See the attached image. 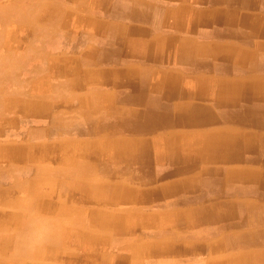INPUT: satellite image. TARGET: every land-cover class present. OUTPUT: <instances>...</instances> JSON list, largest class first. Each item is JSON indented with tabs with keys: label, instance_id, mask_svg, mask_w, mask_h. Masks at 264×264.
<instances>
[{
	"label": "bare ground",
	"instance_id": "obj_1",
	"mask_svg": "<svg viewBox=\"0 0 264 264\" xmlns=\"http://www.w3.org/2000/svg\"><path fill=\"white\" fill-rule=\"evenodd\" d=\"M194 1L198 3L207 2V0ZM230 1L231 3L233 1L235 5L239 3L249 6L256 4V0ZM101 6L102 5L95 6L97 9H95V7H92L93 9L90 8L88 14L93 10L95 12L99 11ZM130 7L131 11L126 15L127 17H130L131 20L142 18L147 19V17L151 18L149 15L136 13L135 4L132 5L130 3ZM181 8L183 9L184 14L189 15V18L191 19L198 14L197 11L184 6L180 7V10H177L176 6L167 9L162 25H164L168 31H174L175 29L180 31V28L183 25ZM239 9V7H235L234 12L228 19L212 14L206 16L203 15L199 19L205 17L206 19L204 20H206L207 23H222L225 24L226 28L227 26H231L229 27L231 29H223L221 31L223 34H237L240 37H244L245 40L248 39V35L260 37L264 30V23H262V19L259 18L262 16L245 14L240 18V15L238 14ZM87 15L84 17H79L77 15L75 18L73 10H68L67 8L64 10L60 9L58 12L56 9L50 10L47 15V20L52 26L46 31V36L51 37L55 35L56 31L59 29L70 28L79 35L80 31L84 29V27H87L89 29V33H87V35L90 36L89 39H93L95 34H98L100 35L102 43L105 44V47L108 44L115 45L116 42L118 43V38L114 31L110 30L108 31L109 33L106 32V29H104L105 27L101 26V22H98V25L93 27L96 24L93 23V21H90L91 18H86ZM169 16L172 17L171 20H168ZM23 18L26 21L29 20L26 14H23ZM151 20L158 22L159 17L155 18L153 16ZM30 23H32L31 20ZM33 23H35L34 20ZM190 25L192 27L196 26L195 23ZM192 27L186 29L184 32L191 33ZM238 28L242 29L238 31ZM71 33L69 34L66 32L63 37L70 38L72 37ZM185 43H190V45H185ZM74 45L75 44L72 45V48L74 49L80 47V45ZM165 46L173 47V50L169 51L166 55L163 52ZM190 47L192 49H189L190 51L187 52ZM82 48L83 51H86L84 47ZM108 49H110V51L106 57H104L105 61L113 59L114 56H116V58L120 57L119 55L121 52L113 55L114 49ZM144 49L148 51V55L144 54ZM125 51L126 54H124L126 56H124V58L127 62H129V60L133 61L140 59V57H148L147 60L152 61L154 64H158L164 60L171 61L175 59L185 62L188 66L195 68H203L205 64L199 62L194 65L192 58H196L199 53L210 54L213 61L220 64L219 66L223 72L232 71L241 76H238L237 79H230L223 77L215 78L213 75L207 78L193 77L189 75L188 79L191 80V84L194 86V90L191 93L192 95H189L187 94V90L171 84L172 82L169 81L168 75H166L165 72H162L161 75L157 74L158 77L153 76L150 72L147 75L138 73V77L141 76L139 79L137 78V75L133 73V77L138 80L134 82L132 81L133 79L129 78L128 73H126L127 70L125 72L122 71L124 76L120 72L118 74L119 78L126 86H129V90L123 91V93L119 95L120 98L118 101L123 104L136 102L146 106L140 108L138 111L125 110L123 108H118L117 105H113L116 102L115 97L113 100L101 97L100 95L94 98H89L84 96V94L77 93L76 96H78L79 102L76 109L63 115L58 113L53 119V124H59L64 128L66 134L64 141L62 140L64 144L71 145L72 143L79 142L80 138H73V136H82L79 153L77 150L69 152L67 156L68 158H66L67 161L58 166V172H68L71 174V183L80 186L81 190L86 194V200L90 202H93L96 199L94 188L103 186L99 180H93L95 172L98 171L100 175L107 174L111 176L115 181L107 186L108 189L111 190L108 201L111 204L110 206L116 205L119 209L104 210L96 208L82 213L74 205L65 207L60 204L61 207L55 210H52L53 208L49 210L48 207L44 206L48 202H43V191L40 193V196L37 195L38 192L34 193L29 210H26V207L23 208L15 204L11 205L8 211L4 210V214L0 215V238L3 241L9 240L5 236L9 237L10 234H13L12 238L15 244V252H18L17 254L15 253V258L8 260V263L5 261V264H44V262L39 261L41 254H48L53 258H56L65 252H68L67 256H64L65 258L63 262L57 261L58 264H78L77 258L79 259L81 256L80 252H82V248H86L90 252H99V256L104 257V251L112 242L114 244L116 243V245L118 244L122 246L123 249H127L130 252L142 249L143 244L145 243V247L148 249V255L150 253L159 254V259L155 260L156 264H164V255L174 251L173 246L168 244V242H165L164 238H167V235H169L168 232L174 231V228L179 226V224L175 221H171V218L167 220V217H170L171 214L157 216L156 214L149 213L145 209V205H155L154 208L157 209L162 205L165 197H173L176 193L179 195L167 199L164 201V204L170 206L171 204L176 203L204 200V198H206V193L212 192V189L218 191L219 195H224L223 193L229 192L232 194V197L246 193L249 190H251V192H260L264 190L263 169L252 165L242 166L236 163L240 159L241 153H243L245 147L252 148L261 158L264 157V134L263 136H251V134L247 133L248 130H238L237 128H233L235 126H228L224 123L228 120L239 122V117L244 114L245 108L250 106L253 109H258L257 112L253 114L254 121L259 125L264 126V76L261 77L258 76L261 74L253 73L254 71H257L258 68L263 67L260 63L261 60L258 61L257 58H261L262 61H264V42L256 40L255 45L252 47H238L237 45H233L231 47L223 48L219 46L216 49H213V51H209L206 46L195 49L191 46V42H188V40H182L181 43L178 41L176 35H169L167 38L163 39L161 43H155L149 48H146L144 44L129 43L127 44ZM96 54L89 55L83 53L82 57L84 58L80 61L84 64L81 65L77 72L69 69L66 65H49L48 67L51 71V76L49 77V85L47 89L36 90L38 93H36L37 97L34 96L35 99L32 97L27 98L29 92L28 96L25 98L26 100L29 99L28 101L31 102L30 107H28L29 111L32 112L31 114L44 115L49 108H52L54 103L58 102V100H56L53 104L51 103L56 99L54 97L57 96L58 91L65 90L67 93H73L76 92L77 88V92H79V89L85 88V85L87 84H89V86L92 85L93 87V85L96 84L95 82H97L94 77L98 76V70L90 68L97 67L98 63L96 61ZM257 62H259V64ZM13 71L14 70L11 68L10 70L7 69V72L0 71V98L4 93V85H6L4 83L9 80H17ZM111 72L113 73V71ZM111 72L109 71L107 73L111 74ZM248 73L251 75H246ZM86 74L88 82H86ZM57 76L60 77V79H58ZM149 76L152 77L153 81L149 82ZM207 79H211V84L207 85ZM115 81L117 83V80ZM24 84L26 85V83ZM102 84H104L103 87L110 86L107 80ZM96 88L98 89V87ZM161 90H164V101H161L159 96L156 95L158 94L157 92H161ZM208 90H210V92H208ZM97 91L98 90H96V92ZM25 95L26 93L20 96L24 97ZM47 96L51 97L53 100L49 102ZM186 96H195L203 102H200V104L192 103L188 105H184V103L180 102H169L175 97L181 98ZM206 101H209V104ZM8 103L7 106L6 100L4 103L0 102L1 113L8 111L10 101ZM157 104L162 105L160 109H156ZM216 108L217 111H215ZM209 123H212V126L216 123H223L225 125H215L216 127L183 131L184 128H191L192 126L200 127L201 125ZM176 127H181L182 129L178 130ZM49 131L50 128H48V132ZM134 132L148 134L156 133V135L149 139L143 140L141 138L142 141L138 142L134 137L129 136V134ZM99 133H104L105 135L100 136ZM4 140L6 141V139ZM8 141H10V139ZM148 149L153 150L155 154L154 160L157 159V162H160V164H162L163 161L171 162L172 164H178L179 161H190L194 167H199L201 165L203 172L201 171L198 177L184 176L177 180L166 181L161 185H157L159 188H141L138 184L142 182L139 179V177H141L142 168L144 167L142 158L147 156L146 153ZM76 155L78 156L77 158H75ZM39 161V159L30 155L28 147L22 146L16 148L8 146L7 144H0V170H2V172H9L20 165L22 167L27 165H38ZM229 162L231 165H226V163ZM44 166V163H41L40 166L38 165L39 170L37 172L38 175L36 176L47 182L44 176L46 174ZM205 173L207 175L204 176ZM121 177L122 179L130 178V180L127 181L128 183L116 181ZM131 179L139 180L140 183H133ZM200 179H204V181H202L203 188L198 192L196 190L197 188H194L193 185ZM34 183V180L28 182L30 186H34ZM226 198L227 201L213 202L208 205V208H197V211L204 215L201 218L199 215L197 216L196 214L194 215V213H191L189 215L191 228L193 229L196 227V229L200 231V234L206 236L208 233H211V231H215L216 233L222 231V229L226 227H240L249 222H251L250 225H252L253 222L258 223L259 225H264V213L262 208H258V205L255 202L244 199ZM27 216H29V219ZM31 216L34 217V219H32ZM48 216L49 219H46ZM38 217L40 219H35ZM200 221L207 223L205 228L200 229L201 226L199 228H197L198 225L195 226L196 222L201 224ZM13 223H15V225L18 224L16 230H11L9 226L7 227L8 224L11 225ZM137 224L150 230V234L152 233V235L156 237L154 238V242L153 240L150 242L145 240L147 239L145 237V239H137L140 238L139 236L136 237L134 243L125 245L121 244L120 241L123 238L122 235L130 233H135L136 235L139 233L137 230ZM164 224H167L166 226L169 229L167 232L162 229V226H165ZM36 229L45 230L50 239L60 242L63 245L57 246V244H47L43 238H41V241L43 240L44 244L36 247L34 245L31 246L23 243L24 240L22 236L26 235V238L28 239L31 237L33 238V233ZM99 232L102 235L98 236ZM73 234L79 242L78 249H72L68 243V235L72 236ZM221 234L222 235L218 239L214 238V240L211 241V245L210 242L207 244L208 250L212 252L214 251V253L209 256L205 264H264V250H260L253 254L250 253L251 255L245 253L242 249H240L241 252L238 253H236V250L234 254L221 251L222 248L229 249L232 247H240L249 243L260 244L264 241V230L248 229L244 231L238 230L236 232H224ZM170 236L172 237V234ZM39 240L36 238L33 241ZM7 243L8 242L5 241V244ZM257 247L258 246H256V248ZM204 248L206 247H202V249ZM20 251H23L21 255L19 254ZM174 253L177 254L178 252L175 251ZM144 256V254L138 251L135 258H137L138 261H142ZM173 258L174 259L171 258V260H175V263L178 264V258ZM151 264L153 263L151 262Z\"/></svg>",
	"mask_w": 264,
	"mask_h": 264
},
{
	"label": "rangeland",
	"instance_id": "obj_2",
	"mask_svg": "<svg viewBox=\"0 0 264 264\" xmlns=\"http://www.w3.org/2000/svg\"><path fill=\"white\" fill-rule=\"evenodd\" d=\"M66 1L67 0H44V1L43 0H0V71L7 72V69L10 70L11 68L14 70L13 72L17 79L15 81L9 80L4 83L6 84L4 85L5 87L4 93L2 94L1 97L2 99L0 98V102L2 103H4L6 100L7 106L9 104L8 102L10 101V107L8 111H5L3 113L0 112V144L3 143V144H7L8 146L16 147V148L22 146L28 147L30 155L40 160L38 165L40 166L41 163L45 164L44 167L46 170L45 171L46 174L44 176L45 179L47 180L46 182L45 180H41L38 176H36L38 175L37 172L39 170L37 164L27 165L23 167L21 165L19 166L18 164L19 167L17 168L20 167L22 168L20 169L14 168L9 172H2V170H0V173L1 174L3 173L2 175L0 174V179H2L0 180V215L4 214L3 213L4 210L8 211V209H10V206L15 204L23 208L26 207V210H29L34 193L38 192L37 195L40 196V193H42V191H43L42 195H44L43 202L45 201L48 202L44 206L48 207L49 210L52 208H53L52 210H55L61 207L60 204H62L65 207L74 205L82 213H85L87 210L96 209V208L104 209V210L119 209L118 206L116 205L110 206L111 204L108 201L109 196L111 194V190L108 189L107 186L112 184L113 181H115L111 176L107 174H104L102 176L97 174L98 176L97 175L93 176L94 177L93 180L95 181L99 180L103 186L94 188V193H96V199L93 202H90L86 200L85 198L86 194H84L85 192L81 190L80 186L71 183L72 181L71 174H69L68 172H61V173L58 172V166L64 164V162L67 161L66 158H68L67 156L69 152H73L74 150H77V152L79 153L81 148L80 141H82V136L72 135L73 138L79 137L80 141L78 139L79 142H75L74 144L73 143L71 145L64 144L63 141L66 135L64 132V128L59 124H53V119L54 116L58 113L63 115L66 114L67 112H71L76 109L79 102L78 96H76V92L78 91V88L76 89V92H73L75 93L74 95L73 94L71 95V93H67L65 90L58 91L57 96L59 98L55 96L54 98L56 99H54V101H52L53 99L51 97L47 96L48 97L47 100L49 102L52 101L51 102L52 104L53 102H56V100H58V102L54 103L52 108H49L47 112L44 113V115L31 114L32 112H30L28 109V107H30L31 102L28 101L29 99L28 100L25 99L28 96V92H29V96L27 98L29 97L34 98V96H36V93H38L36 92V90L47 89L49 85V77L51 76V71L48 67L49 65H59V64L66 65L69 69L75 72H77V70H79L80 68L78 61L80 57V50H79L80 47L76 49L72 48L73 44H75L74 46L80 45V39L78 34H76L70 28V29H59L56 31L55 35L51 37L46 36V31L52 26L51 23H48L47 20L48 18L47 15L49 11L56 9L58 12L60 9L64 10L66 8H71L72 7L70 4L71 2L79 3V0H74V1L69 0L65 4ZM23 14H26L29 20L27 21L24 20ZM30 20L32 21V23H30ZM33 20L35 23H33ZM110 21L107 24H111ZM66 32H68L69 34L71 33L72 37L64 38L63 36H65ZM248 36H247L248 39L245 40L246 43L254 46L256 42L255 36L254 37L251 35ZM251 38L255 39L254 44H251L249 42L251 40H254ZM87 41L90 40L87 39ZM185 45H190V43H185ZM203 46L205 45L202 46L199 45V47H203ZM58 79H60V77H58ZM24 83H26V85ZM25 93L26 95L24 97L20 96ZM257 110L258 109H253L250 106L246 107L244 114L239 117L240 118L239 122L235 120H228L224 123L227 124L230 122H236L242 125H247V124L259 125L253 119L254 118L253 114H255ZM48 128H50V131L52 133L50 131L48 132ZM243 128L251 131H259V132L264 131L263 128H257L253 126H245ZM238 130L246 131L241 128H239ZM247 133L254 134L255 136H259V134L256 132L252 133L247 131ZM99 135L102 136L103 133H99ZM4 139H6V141ZM9 139L10 141H8ZM77 157L78 156L76 155L75 158ZM245 159L254 160V161L262 160L264 163V157L261 158L259 154L250 147L248 148L245 147L243 149V153H241L238 162L245 161ZM142 161L144 167L142 168L141 177H139V179L140 181H142L141 183L145 184V182H150L151 178L149 176L146 177L143 174V171L147 168L148 164L152 163V161L148 160L146 157H143ZM155 161L157 165L160 164V162H157V159ZM229 164L230 162L226 163V165ZM154 166L155 165L153 164L151 167H148L146 170L147 173L152 174L153 171L155 170ZM159 166H161V164ZM188 167L189 168L193 167L190 161H185V162L179 161L178 164H172L171 162H167V169H162L161 171L158 170L160 173L159 176L166 178L175 174H181ZM121 178L116 181L123 182L124 180L122 181ZM30 180L31 181L34 180L35 182L34 186H30V184H28V182H31ZM126 180H130V178H126ZM131 181L133 183H140L139 180H135V179H131ZM125 183L128 182L126 181ZM212 193L213 191L206 193V198H204V200L209 201L208 198L210 197L214 199L213 200L210 198L212 200L211 203L227 201L226 197L235 198L239 200H243V199L250 200L252 202H255L258 205V208H262V211L264 213V190L260 192L257 191L251 192V190H249L248 192L243 193L241 195H235V197H232V194L229 192L223 193L224 195H219V192L214 190V194ZM178 195L179 194L176 193V195H174L173 197H176ZM173 197H165L163 199L162 205L168 206L167 204H164L165 203L164 201ZM166 203H170V202H166ZM182 203L171 204L170 206L172 205L176 206ZM198 204L199 206H202L201 205L202 202H198ZM154 206L155 205H153V207ZM145 209L148 212L151 211L150 210L151 208H145ZM166 209H170L169 211L176 212L178 215L181 214L179 215L181 216L180 219L181 221H185L184 218L187 216V214L188 215L190 214L188 213L189 211L185 214H183V212L181 213L180 211L184 210L181 205L177 207H169ZM185 211H187V209H185ZM199 214H200V218L204 216L201 213ZM27 217L29 219V216ZM32 219H34V217H32ZM35 219H40V218L38 217ZM46 219H49V216ZM250 223L251 222L245 223L244 227H241V229L246 230L248 227L251 230H264L263 224L259 225L258 223L253 222L252 225H250ZM14 225L15 223L11 225L8 224L7 227L9 226L11 230H16L18 228V224H16L15 226ZM137 225H138L137 230L140 234L137 233L135 235V233L134 234L130 233V234L122 235L123 238L120 241L121 244L125 245L129 243H134L136 237L139 236L140 238L137 239H141L145 237L147 238V239L144 238L145 240H148L149 242L153 240L154 242V236L152 235V233L150 234L149 229L143 227L142 225L139 224ZM202 226H204V224H202ZM182 227L183 230L180 229L181 232L177 231L176 234H173L174 236L172 238L168 240L165 239V242H168V244H171V246H173L174 251L167 253L163 257L164 264H177L175 263V260H171V258L174 259L173 257L178 258V262H179L178 264H205L209 256H211L214 253L208 250L207 244L210 242L211 245V241L214 240V238L218 239L222 235L221 233L228 231L234 232L236 230V228H233L232 230V228L226 227L222 229V231L220 232L215 233V231H211V233H208L205 237H203L201 234H196L195 232L192 233L188 231L186 226H182ZM227 228L229 229L227 230ZM10 235L9 237L5 236L9 240L3 241L0 238V264L3 263L5 264L8 260H12L13 258L16 257V254L18 253L15 252L16 251L14 246L15 244L12 238L13 234ZM100 235L102 234L99 232L98 236ZM209 236L211 237L207 238ZM68 237H69L68 243L71 246V248L78 249L79 242L74 236V234L72 236L68 235ZM22 238L24 240L23 243H26L31 246L34 245L35 247L44 244L43 240L46 241L47 244H57V246L63 245L60 242L50 239L46 231L40 229L38 230L36 229L34 231L33 238L31 237L30 239H28L26 238V235L22 236ZM36 238L40 240L33 241ZM41 238H43L42 241ZM5 241L8 243L5 244ZM145 246L146 245L144 243L142 249H138L135 252H130L127 249L126 250L123 249L122 246L118 244L116 245V243L114 244L112 242L111 245L109 244L108 248L104 251V257H100L99 252H90L88 249L82 248V252H80L81 256L79 257V259L77 258V263L78 264H151L152 262L153 264H156L155 260L159 259L158 257L159 254L150 253L148 255V249ZM256 246L258 247L256 248ZM202 247H206V248L202 249ZM238 249H242L246 252H249V254L250 253L253 254L257 250L259 251L261 249L262 250L264 249V241L261 242L260 244L249 243L247 245H243L240 248L235 247L232 248L231 251L232 250L235 251ZM138 251L145 255L142 261L140 260L138 261V259L135 258L137 256ZM175 251H177L178 253L175 254L174 253ZM221 251L225 252L227 250L226 249L224 250V248H222ZM21 253H23V251L19 252L20 255ZM67 254L68 252L62 253L61 256L59 255L56 258H53L48 254H41L40 255L41 259L39 258V261L44 262V264H58L57 261L63 262L65 258L64 256H67Z\"/></svg>",
	"mask_w": 264,
	"mask_h": 264
},
{
	"label": "crops",
	"instance_id": "obj_3",
	"mask_svg": "<svg viewBox=\"0 0 264 264\" xmlns=\"http://www.w3.org/2000/svg\"><path fill=\"white\" fill-rule=\"evenodd\" d=\"M68 1L69 0H67L65 2V4ZM71 1H74V0H71ZM224 1L223 0H207V2L205 1L202 3H198L194 0H90V2H89V0H79V3H72L71 2L70 4L72 7L67 8V9L73 10L75 18L77 15L79 17H81V16L84 17L88 14L90 8H92V7L94 8L95 6L102 5L101 8L99 9V11L95 12L93 10L91 13H89L90 15L89 14L87 15L86 18H91L90 21H93V23L96 24L93 27H96L98 25V22H101L102 23L101 26L105 27L104 29H106L105 30L106 32L112 30V31H114V33L116 34V36L118 38V43L117 42L115 43L116 46L108 44L109 46L106 45V47H105V44H103L101 41L100 35L95 34V37L93 39H89L90 36L87 35V33H89V31H88L89 29L87 27H84V29H82L80 31L79 38H80V51L81 52H80V57L78 60L79 65L81 67V65L84 64L83 62L80 61L84 58V57H82L83 53L84 54L86 53L89 55H94L97 53L96 54V61L98 63L97 67H92L90 69H97L98 70V76L94 77L97 80V82H95L96 84H94L93 87H92V85L89 86V84H87V85H85V88L79 89L80 91L76 92V95H77V93L84 94V96L89 97V98H94V97H97L98 95H100L101 97L110 98L112 100L115 97L116 102H115V104L112 103L113 105H115V106L117 105L118 108H123L125 110L138 111L140 108H144L146 106L144 104H138L136 102H128L126 104H123V103L118 101V99L120 98L119 95L122 94L123 91L129 90V88H128L129 86H126L121 81V79L119 78L118 74L120 72L122 73V71L125 72L127 70L126 73H128L129 78L133 79L132 81H134V82L138 81L137 78L138 79L141 78V76L138 77V73H142L144 75H147L150 72L153 74V76L158 77L157 74L161 75L162 72H165V74L168 75L169 81L172 82L171 84L176 85L178 88L187 90V92H188L187 94H189V95H192L191 93L194 90V86H193V84H191L192 83L191 80L188 79L189 75L193 76V77H206V78L213 75L215 78L216 77H223V78L237 79L238 76L239 77L241 76L240 74L234 73L232 71L223 72L219 66L220 64L217 62H214L212 59V56H210V54H200L199 53V55L196 56V58H192L194 65L199 63V62L204 63L205 65L203 68L191 67V66H188V64L185 62L178 61L175 59L171 60V61H165L164 60L162 62H159L158 64L157 63L154 64L152 61L147 60L148 57H144V58L140 57L141 60L140 59H136L133 61L129 60V62H127L124 58V56H126L125 50L127 48V44L133 42V43H137L140 45L144 44L146 48H149L151 45H153L155 43H161L163 41V39L167 38L169 35H174V36L176 35L178 41L181 43H182V40H184V41L188 40V42H191V46L195 49H197L199 47V45H201V46L205 45L206 47H208L209 51H211V50L213 51V49H216L219 46L223 47V48L231 47L233 45H237L238 47H243V46L244 47H246V46L252 47V45L245 43L244 37H240L237 34H231V35L223 34L221 32L223 29L227 30V28H229L231 26H229V27L227 26V28H226L225 24L211 23V22L207 23L206 20H204V19H206L205 17L203 19H199V18L202 17L203 15L206 16V15L212 14V15H219L224 19H228L229 17H231V14L234 12V8L239 7L240 9L238 10V14L240 15V18L243 17V15H245V14L246 15H254V16H262L259 18H261L263 21L262 23H264V0H256V4L251 5V6L245 5L242 3L235 5L233 3V1L231 3L230 0H224ZM229 2H230V4H229ZM130 3L132 5L135 4L136 13H139L141 15H149L151 18H153V16L155 18L159 17V21L155 22V20H151V18H148V17H147V19L142 18V19L131 20L130 17H127V15H126L129 11H131L130 10L131 9ZM184 4H186V5H184ZM126 5L129 8H127ZM174 6L177 7V10H180V7L184 6V7H189L190 9L198 12V14L195 17H193V19H191V18H189V15L184 14L183 9L181 8V10H182V13H181L182 14V21H183L182 24L183 25L180 28V31H182V32L177 31L176 29L174 31H168L167 28H165V26L162 25L164 22V19H165V15L167 13L166 12L167 9L174 7ZM109 7H110V9H109ZM95 9H97V8L95 7ZM160 10H161V12H160ZM78 11H80V12H78ZM106 18H109V19H106ZM168 18H169L168 20H171L172 17L169 16ZM109 21L111 22V24H107ZM256 21H257V19H256ZM193 23H195L196 26L192 27L190 25ZM190 27H192L191 34L185 33L184 31H186V29H189ZM237 27H241V26H237ZM263 28H264V25H263ZM229 29H231V28H229ZM241 29L242 28H238V31ZM179 36H182L183 38L179 37ZM87 39H89L90 41H87ZM251 39H254V38H251ZM255 39L261 40L262 42H264V30H263V34L260 37H255ZM255 39L251 40L249 42L251 44H254ZM89 46H90V48H89ZM82 47H84V49L86 51H83ZM108 48L114 49L113 55H116V53L121 52L119 55L120 57L116 58V56H114L113 59H108L105 61L104 57H106V55L110 51V49H108ZM189 49H192V48L191 47L188 48L187 52L190 51ZM145 50L146 49L143 50L144 54L148 55L149 54L148 51L147 50L145 51ZM172 50H173V47H166L165 46V49L163 50V52L166 55L169 51H172ZM98 51H99V53H98ZM101 55L103 56V58ZM257 55H258V53H257ZM159 57H157V58H159ZM121 58H123V59H121ZM142 59H144V60H142ZM257 60L258 61L261 60L260 63H261V65H263V67L258 68L257 71H254L253 73L254 74H261L258 76L263 77L264 76V74H263L264 73V61H262L261 58H257ZM100 63H102V64H100ZM257 63L259 64V62H257ZM109 71L110 72L113 71V73L111 72V74H108L107 72H109ZM133 73H135L137 75V78L133 77V75H134ZM122 74L124 76V73H122ZM246 75H251V74L248 73ZM86 76H87V74L85 75V78H86ZM104 79L108 81V83L110 85L109 87L108 86L103 87L104 84H102V83L105 81ZM115 80H117V83ZM207 80H208V82L205 81L207 83V85L211 84L210 83L211 79H207ZM151 81H153V79L151 76H149V82H151ZM156 81H157V79H156ZM86 82H88L87 78H86ZM86 86H87V88H86ZM96 87H98V89ZM93 88H95V89H93ZM90 90H91V92H90ZM96 90H98L99 92L98 91L96 92ZM108 90H110V91H108ZM85 91H86V93H85ZM93 91H95V92H93ZM208 92H210V90H208ZM157 93L158 94H156V95L159 96L160 100L164 101V99H163L164 90H161V92H157ZM72 94H75V93H71V95ZM169 102H171V103L180 102V103H184V105H188V104H192V103L193 104H200V102H203V101L199 100L195 96H189V97L186 96V97H181V98L175 97L172 100H170ZM206 102L209 104V101H206ZM156 106H157L156 109H160L162 105L157 104ZM215 111H217V108L215 109ZM212 125H213L212 123H209L206 125H201L200 127L192 126V128H186V129L184 128L183 131H189L191 129L216 127V126L225 125V124L216 123L215 124L216 126L215 125L212 126ZM226 125H230L232 127L235 126L233 128H238V129L241 128L243 130H246L243 128L245 126H253V127L264 129V126H261V125H254V124L242 125V124L236 123V122H230V123H227ZM176 129L180 130L182 128L176 127ZM248 132H252V133L256 132L262 136L264 134V131L259 132V131L248 130ZM134 133L129 134V136L134 137L136 139V141H138V142L142 141L141 138L144 140V139H149L152 136L156 135V133H150V134L143 133V132L142 133L136 132L135 134ZM103 135H105V134L103 133ZM251 136H255V135L251 134ZM146 155L148 156V157L146 156V158L150 159L152 161V163L148 164L147 168L151 167L154 164L155 170L153 171L152 174L147 173V171H146L147 168L143 171V174L146 177L149 176L151 179H150V182H145V184L144 183L138 184V186L141 188L142 187L159 188L157 185H161L162 183L169 181V180H172V181L177 180V179L182 178L184 176L198 177L200 175V172L202 171L201 165L199 167L193 166L191 168H189V167L186 168L185 171H183L181 174H175V175L164 178V177L159 176V174H160L159 171H161L162 169H167V162L163 161L161 166L157 165L156 161L154 160L155 154H154L153 150L148 149ZM248 156H250V155H248ZM236 163L238 165H242V166L252 165L254 167H257V168L264 170V163L262 160L254 161V160L245 159V161L236 162ZM256 165H258V166H256ZM97 174L100 175L98 173V171H96L95 175H97ZM205 175H207V174L205 173L204 176ZM100 176H102V175H100ZM205 179H207V178H205ZM122 181H123L122 183H125L128 180L122 179ZM202 181H204V179L203 180H201V179L197 180V182L193 185L194 188H197L196 190L198 192H200L202 190L201 188H203ZM212 191L214 193V189H212ZM210 198H208L209 201L198 200L195 202H187V203L185 202L182 204H178L176 206L161 205L157 209H155L151 205H145L146 207L145 206L144 207L145 208H151L150 209L151 211H149V213L156 214L157 216H165L166 214H171L170 217H167V220L171 218V221H175L177 224H179V226L174 228V231L168 232L169 235H167V238H164V240L165 239L168 240L174 236L173 233L174 234L177 233V231H179L180 229L183 230V227H182L183 225L186 226L188 231H190L192 233L195 232L196 234H200V231L197 230L196 227L193 229L191 228V226H190L191 224L189 223L190 222L189 215L191 213H194V215L196 214L197 216L199 215V217H200L199 213H201V212H198L197 208H201V207L208 208V205H210L212 202L211 199H213V198H211V199ZM198 202H202V204H201L202 206H199ZM179 205H181L184 209L183 211H180L181 213L183 212V214H185L188 211H189L188 213H190L189 215L187 214L188 217L186 216L184 218L185 221L180 220L181 216H179V215H181V214L178 215L176 212L169 211L170 209H166L169 207H177ZM185 209H187V211H185ZM172 223H174V222H172ZM202 224H204V226H202ZM164 225L165 226H162V229L167 232L169 230L168 227L166 226L167 224H164ZM197 225H198L197 228L202 226L200 228V229H202V228L206 227L207 223L202 221L201 224H198V222H196L195 226H197ZM232 227L236 228V230L234 232H236L238 230L244 231L243 229H241V227H244L242 225L240 227L231 226L229 228H232ZM229 228H227V230ZM248 229H246V230H248ZM171 234H172V237L170 236ZM201 235L203 236V234H201ZM203 237H205V236H203ZM210 237L211 236H209L207 238H210ZM154 238H156V237L154 236ZM251 244H253V243H251ZM242 246H240V247H242ZM240 247L238 246L236 248H240ZM232 248H235V247H232ZM232 248H229L230 250L228 248H224V250L225 249L227 250V251H225V253L229 252V254H234L232 252H236V250L231 251ZM230 251H231V253H230ZM238 252H241L240 249H238L236 253H238ZM244 252L249 253L246 251H244ZM256 252H258V250Z\"/></svg>",
	"mask_w": 264,
	"mask_h": 264
}]
</instances>
